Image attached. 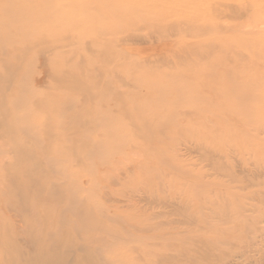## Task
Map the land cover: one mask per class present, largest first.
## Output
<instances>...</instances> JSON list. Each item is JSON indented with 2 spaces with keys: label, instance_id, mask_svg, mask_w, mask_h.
Masks as SVG:
<instances>
[{
  "label": "rangeland",
  "instance_id": "obj_1",
  "mask_svg": "<svg viewBox=\"0 0 264 264\" xmlns=\"http://www.w3.org/2000/svg\"><path fill=\"white\" fill-rule=\"evenodd\" d=\"M24 1L4 0L0 6V28H5L0 31V52L6 53L8 47L29 49L27 58L33 57L25 60L23 68L11 71L8 65L18 61L19 56L0 54V102L5 104L0 108V127L10 128L0 133V264L10 257L4 249L6 244L13 247L12 255L18 252L14 249L16 241L24 248L34 245L40 252L55 247L44 243L39 220L43 217L34 208L29 212L15 208L28 199L27 194L17 197L16 187L22 193L30 187L40 190L35 198L40 202L38 211L50 210L46 217L49 230L58 223L55 232L69 231L74 242L82 241L88 249L97 247L94 254L100 264L107 253L117 264H133L129 258L140 248L146 253L158 251L161 257L170 253L174 261L168 264H264V0H241L244 17L242 14L237 20L240 34H213L238 41L241 49L236 70L245 88L235 114L221 117L196 108L199 92L194 98L193 93L185 96L166 86L180 76L173 64L158 62L157 67L156 62H145L154 67L146 69L148 74L137 72L141 58L155 60L159 54L166 56L170 46L179 48L182 33L169 27L176 14H193V6L198 4L209 20L223 14L211 3L166 0L160 11L154 9L157 13H151L157 16L164 12L166 16H158L161 20L150 17V25L143 22L145 25L139 28L138 21L127 23L125 17L121 19L125 12L118 6L108 7L110 0ZM155 2L142 0L141 4ZM99 5L105 14L95 16ZM187 31L185 41H196L197 30ZM135 33L144 41L127 48L134 56L127 59L131 63L114 55L115 61L121 62L116 66L108 55L109 44ZM194 51L186 58L195 60L202 53L201 48ZM37 53L43 54L47 67L60 68L63 76L21 88L26 78L34 77L33 70L40 64ZM229 56L226 54L222 65L224 71L233 68L228 64ZM172 57L178 59L177 55ZM107 69L108 74L96 79L112 83L102 100L113 101L117 93L119 98L122 94V100L117 97L110 103L102 120L86 116L82 123L72 122L74 126L70 127L74 114L98 105L96 97L86 99L88 103L82 100L86 86L74 89L73 85ZM196 72L191 79L200 82L204 76L201 70ZM169 79L173 80L167 82ZM47 93L54 95L53 101L63 109L48 110L35 103ZM212 116L214 119L209 118ZM58 137L65 141L61 143ZM18 143L31 152L24 148L18 151ZM17 161H23V167H15ZM68 199L88 208L81 215L64 214L61 211L68 206ZM100 218L104 219L102 223L97 221ZM82 220L87 221L81 225ZM13 258L8 264H16Z\"/></svg>",
  "mask_w": 264,
  "mask_h": 264
},
{
  "label": "bare ground",
  "instance_id": "obj_2",
  "mask_svg": "<svg viewBox=\"0 0 264 264\" xmlns=\"http://www.w3.org/2000/svg\"><path fill=\"white\" fill-rule=\"evenodd\" d=\"M110 1H111L110 2L111 5H109L108 7H110V6H118L121 10H123L125 12V14L121 16V19L125 17L123 19V21L126 20L127 23H134V22L138 21L139 28L141 27V25L142 26L145 25V24H142L143 22H146L147 23V21H148V23L150 25V19H151L150 17H153V18H156V19L161 20V18H159L158 16H162L163 18L166 16V15L163 14L164 12L158 14L157 16L151 15V13H152V11L154 9H158L157 11H160L163 8V5L167 2L166 0H153V1H156L154 3V5H151V3L149 5H145L146 2H145V4H141V1L142 0H110ZM201 1L204 4L206 2L211 3L212 4V7L215 8L216 10H218L219 13L222 12L223 13L222 15H225L226 14L225 19L223 21H220L219 20V17L222 16L220 14V15L217 16V18L209 20L207 18V16L202 13V9L198 8L199 4L197 5V7L195 5L193 6V8L195 9L193 14L191 13V14H187V15H183V16L180 15V14H176L175 15V19H172L170 21L169 27H172L174 29L175 28L176 29L178 28L177 30H179L182 33L181 35L183 37H182L181 41L178 43L180 45H179V48L176 49L177 51L175 49H172L175 46V45H173L172 47L171 46L169 47V49H168L167 52L165 51L166 52V54H165L166 56H163L162 55L163 53L161 52L162 54H159V56L161 55L162 57L161 56L160 57L158 56L159 58L157 57V59H155V60L152 59V58H150V57L141 58V60L143 59L142 60L143 63L140 62L139 68H138L137 72L141 71V72L147 73L146 72L147 70H150V69H152V67H154V66H150L151 64L146 65L147 62H151V63L156 62L157 63V67H158V62H161L164 66L165 65L168 66V65L173 64L172 65L173 70L175 69L176 70V73L177 74H180V76H178L176 78H173L174 80L173 79H169L167 81V82H169L170 80H173L171 83L169 82L168 85H166L169 89L171 88V91H172V89L173 90H179V91H182L183 95L188 94V93H193L194 94V98L197 95V93L199 92L200 93V96L198 97V99H195V101H197L196 104L198 105V107H196L197 109L200 108L201 110H204V111H206V112H208L210 114H213L214 116L215 115L216 116L217 115H219V116L220 115L221 116H224V115L225 116H227V115H234L235 112H236V107L239 105V102H241L240 101V97H242L241 96V92H242L243 89H245V88H243V85H241L240 78L238 76V69L236 70V68L238 66V62H239L238 61V54H239V50L241 48H240L239 43H238V41L236 39L235 40H232V39L227 38L225 36L224 37H218V38H216L213 34L214 33H217V32H220L221 33V31L225 32V34L226 33H228V34L230 33V35H234V36L237 33L240 34V31H239V28H238V25H239L238 24L239 23L238 21L240 19H242V16L244 17V13L243 12L241 13V10H243L241 8L242 7L241 0H201ZM24 2H25L24 0H21V4H23ZM3 4H5L4 3V0H0V6L3 5ZM8 4H10V3H8ZM202 7H203V5H202ZM23 8H25V7H23ZM246 9H248V8H246ZM154 13H157V12H155V10H154ZM165 13H167V12H165ZM103 14H105V12L103 11L101 5H99L98 6L97 13H94V15L95 16H97V15L99 16V15H103ZM252 15H254V13ZM170 17H172V14L170 15ZM230 21H233V22H230ZM180 22L184 23V25H181ZM151 23H154V22H151ZM181 27H183V28H185L187 30H190V29L197 30V32L199 33L196 36L197 37V40L194 41V42H187V41H185V38L184 37L185 36L187 37L186 33L189 32V31L180 29ZM165 28H166V26H163V31L165 30V32H166V29ZM2 29L4 30L5 28L1 27L0 28V31H3ZM138 34L139 33L129 34V35H127V37H125V39H122V37H119V39L118 38L117 39H114L113 38L115 40V43L109 44V47L110 48H109L108 55L111 56L112 58L115 55L116 57L122 58V60H124V61L127 60L128 58L130 59L131 56H133V55H131V54L128 53V49L127 48L130 45H132L133 43H142L144 41V40L142 41L141 39H137V38H140ZM114 36L115 35H113V37ZM200 36H202L204 38L203 39L198 38ZM94 40H96V39H94ZM97 41H98V39L96 40V43H97ZM107 41H108V39H107ZM105 42H106V40H105ZM104 48L106 49V45H104ZM195 48L196 49H198V48L199 49L200 48L202 49V53L199 54V57L196 58V56H195V58H196L195 60H193V59L190 60V58L189 59L186 58V57H188L187 55H189L192 51L195 50ZM44 49L47 51L48 50V47H46ZM28 50L29 49H27V50H21V51H20V49L19 50H17V49H14V50L12 49L11 50L8 47L4 51L6 53H1L0 52V54H4L5 56H7V54L8 55L9 54H11V55L14 54L16 56H19V60L18 61H13L14 63L9 64L10 66L8 65V67L10 69H13L11 71H14L15 68H18V69L21 68V67L23 68L24 65H25V60L26 59H29L28 61H31L33 59L32 55L31 56L29 55L28 58H27ZM101 50H103V53L105 55L104 49H101ZM195 52L196 51H194V53ZM209 52H212V56L208 55V54H211ZM199 53H200V51H199ZM37 54H39L40 64H38L37 67H35V69L33 68L34 69L33 72L35 71L34 77L32 76L31 78H26V80H25V82H23L21 88H27V87H30L31 88L33 85H35V84L38 85L42 81L48 82L49 79H51V80H53V79L54 80H58V79H60L63 76L62 73H61L62 71L60 70V68L52 67V66L51 67L50 66L47 67L46 60L42 59V57H41V54L42 53H37ZM213 54H215V55H213ZM226 54H230V56H229L230 59L228 61V64L229 65L231 64V67H233L232 68L233 70L232 69H228V70H225L224 71V69H222V65L225 63ZM101 55H102V53H101ZM104 55H103V57H104ZM156 55H158V53ZM174 55H177L178 59L175 60V58L172 57ZM191 55H190V57H192L194 54L192 56ZM196 55H198V54H196ZM105 57H106V55H105ZM139 57H141V56H139ZM160 58H162V59H160ZM113 59L114 60H112V61H114V63L117 62V60L115 61V58H113ZM5 61L8 63L7 60H5ZM127 61H129V60H127ZM120 63L121 62H117L115 65L116 66L117 65L119 66ZM125 63H128V62H125ZM30 64L31 63L28 62V66ZM116 66H115V68H116ZM40 67H41V70H40ZM137 67H138V65H137ZM117 69H119V68H117ZM197 70H201L202 71V75L204 76L200 80V82L197 79H195V78H194V81H192V79H191L192 76L195 73H197L196 72ZM110 72H112V71H110ZM104 73L108 74L109 73L108 72V69L105 70V71L93 73V75L89 76V78L87 79V81H78V82H76L73 85L74 89H82V88H85V86H86V92H85L86 97L84 99H82V100H85L87 102L88 100H86V99L91 100V99H95V97H96V98H98V100H97L98 105L93 110L92 109L91 110L89 109L90 106H91L90 105L88 107V110H85L84 109V111H85L84 113L79 114V115L78 114H76V115L74 114L73 116L71 115L72 116L70 118L71 124H72V122L73 123L74 122L75 123L76 122L82 123V121L85 120L86 116H91V115L92 116H98L97 119L102 120V118H101L102 117V113H105V110H107L111 106L110 103H112L113 101H115L116 98L119 96V93H117L118 96L116 98H113L112 97L114 100L113 99H111V100H113V101H110V100L108 101L107 99H105V101L102 100L103 99V95H105L107 93V91L110 90L111 84H112V83L111 84L110 83H102V82H99L98 80H96L97 79V76L102 75ZM114 73H116V72L114 71ZM162 73H164V72H162ZM156 74L158 75V72H156L155 75ZM37 75H39V77H37ZM87 75H88V73H87ZM173 75H174V73H173ZM104 76L106 77V75H104ZM143 76H144V74H143ZM120 77L117 76V78L119 79L118 81H121V78ZM156 77H158V76H156ZM163 78H161V79L163 80ZM158 79H159V77H158ZM114 80H115V78H114ZM165 80L166 79L164 78L163 82ZM115 81H117V80H115ZM243 81H245V79ZM147 83L148 82H146V84ZM116 84H117V82H116ZM94 87H95V89H93ZM249 87H250V85H249ZM197 88H199L200 90H197ZM64 90L62 89L61 91H64ZM19 93L20 92L18 91V94H16L15 96H18ZM58 93H60V91ZM123 93H125V92H123ZM160 94H161V92H160ZM193 94H192V96H193ZM242 94H244V93H242ZM121 95H120V98L118 97L119 100L122 97ZM243 96H245V94ZM53 97H54V95H51V93L43 94L42 97L35 99V103L38 104V105H41L43 107H47V109L49 108L50 110L51 109L52 110H61L60 108L63 109V107H60L59 106L60 103L57 104L58 102L56 103V102L53 101V99H52ZM166 97H167V95H166ZM187 97H188V95H187ZM57 98H59V96ZM57 98H56L55 101H59V99L57 100ZM110 98H111V96H110ZM181 98H180L181 102H184V99H181ZM183 98H185V97H183ZM189 98L191 99L190 94H189ZM164 99H166V98H164ZM249 99H250V97H249ZM161 100H162V98H161ZM161 100H159V101H161ZM162 101H164V100H162ZM169 101H171V103H173V104L179 103L176 100H169ZM73 103H74V101H73ZM89 104H90V102H89ZM123 104L124 103H122V105ZM161 104L163 105V103H161ZM192 104H194V106H195V102L194 103L192 102ZM2 106H5V104L2 103V102H0V108H2ZM67 107H68V105H67ZM126 107H128V105H126ZM150 108L152 109V107H150ZM160 109H161V107L159 108V110ZM127 110H128V108H127ZM123 111H125V110L123 109ZM116 116H117V114H116ZM156 116H158V115H156ZM160 116L163 117L162 114H160ZM167 116L169 117V115H167ZM209 118L214 119L213 116L212 117H209ZM95 123H97V122H95ZM49 124L52 125V123H49ZM100 124H101V122H100ZM138 124H139V122H138ZM51 125H50V127L52 128L53 125L52 126ZM91 125H93V124H91ZM63 126L65 128H67V125L66 126L63 125ZM72 126H74V125L73 124L70 125V127H72ZM139 126H140V124H139ZM79 127H80V124H79ZM52 129H50V130H52ZM50 130H48V131H50ZM7 131L8 132L10 131V128L8 126H4L3 125L2 127H0V133L7 132ZM50 132H52V131H50ZM59 139L61 140V138L58 137V140ZM64 141H65L64 139L61 140V143H63ZM70 142H71V140H70ZM86 144H88V142ZM88 145H86V147ZM22 148H24L27 151H30V150L27 149V147L25 145H21L20 143H18V147H17L18 151H22ZM85 148H83V149L85 150ZM23 164H24L23 161H17L16 163H14V166L15 167L16 166L17 167H21ZM49 184H48V186H49ZM16 188L14 190V193L17 195V197H18V195H24L25 196L27 194L28 199L26 198L27 199L26 200V203L23 202V201L21 203L15 202V203H18L19 204V205H14L15 208H18V210L20 212H29L28 211L29 208L30 209L34 208L33 211H35L36 214H38V216L40 215L41 217H43L42 219H39V220L42 223L41 225L43 227V229L41 231V237L44 239V243L49 244L51 246H55V247H54V250L53 251H48V250L46 251L45 250V251H41L40 252L34 245L33 246L30 245L29 248H27V247L24 248L22 246V243L20 241H16V242H14V244H15L14 249H17L18 252H16L17 255H12V252H13L12 251L13 250L12 248L13 247L11 248V246H9L10 244H6L5 246L2 245V246H4L5 251L7 253H10L8 255V257L9 256L10 257L7 258L6 261H4V264L10 263L12 261L10 258H13V257L16 259V264H100V261L101 260H99V262H96V258H98V256L94 254V251L96 250L97 247L93 246L91 249H88L87 246H86V244L83 243L82 241H78L80 244H78L77 242H74V238L71 236V233L69 231H65L64 230L63 232L62 231L59 232L58 230H56V232H55L54 231V228L57 226L58 223L57 224L55 223L54 224L55 227L51 228L52 230L51 229L49 230L50 225L47 224L48 221H47V218L46 217L49 216V214L47 212H49L50 210H47L46 209V212L45 213H43V211L42 212L38 211V209L40 208V202L37 203L36 202V198H35L37 196V194L39 193L40 190L33 189L32 187H30L29 189L26 188V190H23L24 193H22L20 191L19 187L17 189ZM46 189H45V191H47ZM34 190H36V191H34ZM10 198H7V199H10ZM14 198H15V196L12 197V199H14ZM12 199H10V201ZM6 202H9V201L6 200ZM11 203L12 202H10L9 204H11ZM67 204H68V206H66L65 211H61L64 214H69V213H74L75 214L76 213L77 215H81V214H83L85 212V209L88 208L87 206L84 207L83 205H80V206L79 205H75V203H73V202L71 203V201L69 199L67 200ZM25 205H27L28 207H26ZM48 205H49L48 208H50V206H52V203H49ZM39 213H41V214H39ZM55 215H57V214H55ZM29 219L31 220V218H29ZM45 220L47 222H45ZM86 221L87 220H84V221L82 220V222L80 224L83 225V224L86 223ZM97 221L98 222H101V221L103 222L104 219L100 218ZM95 224H96V221L92 220V225H95ZM34 225H36V224H34ZM11 228H13V227H11ZM5 230H7L6 227H5ZM21 230H23V229H21ZM80 251L83 252V255H81V256L78 253ZM137 251H139V252H137L134 256L132 255V257L130 256V258H129V261H132L133 264L135 263V261L138 262V263H135V264H168V263H171V262L174 261V256L170 255V253H169V255L167 254L164 257H161L162 255L158 251H152V253H146L145 252L146 250H144L142 248L138 249ZM147 251H149V250H147ZM33 253L35 254L34 258H32V259H30V260L27 261L26 260V259H28L27 257H29V255H31ZM107 254L106 255H104V254L102 255L101 258L103 259L102 261L104 263H101V264H117V263L113 262V260L111 259V257L108 256Z\"/></svg>",
  "mask_w": 264,
  "mask_h": 264
}]
</instances>
